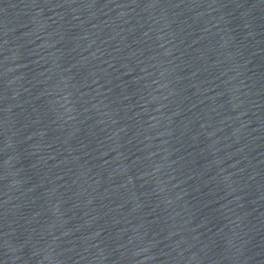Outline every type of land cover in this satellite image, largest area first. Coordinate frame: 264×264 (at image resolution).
<instances>
[{
  "label": "water",
  "instance_id": "1",
  "mask_svg": "<svg viewBox=\"0 0 264 264\" xmlns=\"http://www.w3.org/2000/svg\"><path fill=\"white\" fill-rule=\"evenodd\" d=\"M0 264H264V0H0Z\"/></svg>",
  "mask_w": 264,
  "mask_h": 264
}]
</instances>
